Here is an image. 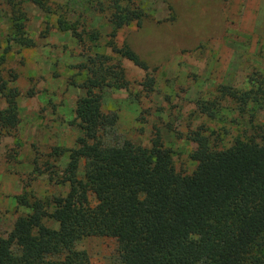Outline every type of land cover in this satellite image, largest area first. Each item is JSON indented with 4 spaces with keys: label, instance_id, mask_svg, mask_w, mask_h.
Instances as JSON below:
<instances>
[{
    "label": "rangeland",
    "instance_id": "rangeland-1",
    "mask_svg": "<svg viewBox=\"0 0 264 264\" xmlns=\"http://www.w3.org/2000/svg\"><path fill=\"white\" fill-rule=\"evenodd\" d=\"M8 1L0 0V55H6L2 78L17 76L9 87L20 92V124L9 134L0 130V238L28 213L18 197L46 199L70 192V183L63 181L69 152L59 156L54 150L74 149L84 136L76 109L86 93L90 58L97 54L121 65L128 82L126 89L102 92L104 113L118 116L107 136L112 144L130 140L151 148L160 133L177 171L190 174L196 168L191 158L198 147L192 139L196 132L218 149L264 133V105L242 111L238 100L220 92L225 86L248 90L252 79H264V0H134L146 13L142 25L132 23L116 32L111 11L98 5L82 13L83 43L59 25L65 8L64 16L75 19L70 9L81 0H48L50 10L38 2L24 4L23 33L13 30ZM93 31L99 33L97 42L88 38ZM24 39L26 46L20 43ZM125 44L148 64V71L113 51V45ZM203 101L214 117L201 110ZM6 107L0 92V112ZM85 169L82 159L80 181H85ZM89 198L93 206L98 203L94 194ZM46 225L55 226L51 221ZM76 247L87 252V264H121L113 238L89 237Z\"/></svg>",
    "mask_w": 264,
    "mask_h": 264
},
{
    "label": "trees",
    "instance_id": "trees-1",
    "mask_svg": "<svg viewBox=\"0 0 264 264\" xmlns=\"http://www.w3.org/2000/svg\"><path fill=\"white\" fill-rule=\"evenodd\" d=\"M81 1L71 5L75 19L64 16L65 8L59 25L82 43L79 26L82 13L90 8L99 5L103 12L110 10L115 32L132 23L141 26L146 15L134 0ZM28 2L50 10L48 0H10L16 33L24 32V4ZM88 38L97 42L100 36L93 31ZM27 42L20 43L26 46ZM113 51L149 70L129 45H113ZM110 62L100 54L90 58L83 83L86 93L76 109L84 136L77 139L74 149L54 150L59 156L69 152L63 181L70 183V192L46 199L27 194L17 198L28 213L18 217L7 237L0 238V264H87V252L76 246L89 237L115 239L121 264H264V133L218 149L208 136L196 132L192 139L198 147L191 154L196 168L190 174L177 171L160 133L151 148L130 140L112 144L107 136L118 116L104 113L102 92L126 89L128 82L121 65ZM5 63L2 54L0 92L7 107L0 112V130L9 134L20 124V92L16 86L9 87L17 81L15 74L12 80L2 78ZM148 81L152 89L154 82ZM249 84L248 90L225 86L220 92L238 100L242 111L251 104L262 107L264 79H252ZM200 108L209 116L216 115L205 101ZM82 159L86 160L85 181L77 177ZM89 193L98 199L94 206Z\"/></svg>",
    "mask_w": 264,
    "mask_h": 264
}]
</instances>
